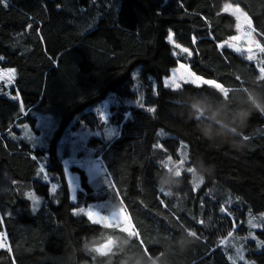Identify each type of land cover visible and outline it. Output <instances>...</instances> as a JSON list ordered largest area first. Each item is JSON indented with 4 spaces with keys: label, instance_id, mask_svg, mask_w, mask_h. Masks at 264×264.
I'll return each mask as SVG.
<instances>
[{
    "label": "trees",
    "instance_id": "16d2710c",
    "mask_svg": "<svg viewBox=\"0 0 264 264\" xmlns=\"http://www.w3.org/2000/svg\"><path fill=\"white\" fill-rule=\"evenodd\" d=\"M226 2L245 9L264 47V0L0 4V69H15L11 87L0 86V232L11 249H0V264H149L158 255L160 264H233L231 249L221 244L230 235L245 238L239 264H264V246L235 236L254 233L264 241V222L253 230L249 225V217L264 215V114L248 103L252 94L264 100V74L244 55L220 47L236 33V18L222 11ZM169 32L190 56L174 54ZM179 61L227 92L193 83L166 87L163 79ZM111 93L121 100L110 118L119 132L88 140L109 183L96 188L73 166L81 182L74 202L64 173L68 151L58 150L59 138L68 128L97 125L94 107ZM138 97L143 107L125 103ZM197 102L231 124L245 147L205 138L197 125L207 118L192 110ZM242 110L250 112L243 122L237 119ZM38 115L60 127L49 147L33 146L23 134L27 124L39 131ZM182 153L186 171L175 175L166 162ZM44 157L49 181L39 172ZM198 169L207 178L194 189ZM169 174L178 181L167 186L171 194L160 187ZM29 192L40 199L36 211ZM100 202H118L140 236L73 215L80 205ZM107 243V254L94 251Z\"/></svg>",
    "mask_w": 264,
    "mask_h": 264
},
{
    "label": "rangeland",
    "instance_id": "374dc122",
    "mask_svg": "<svg viewBox=\"0 0 264 264\" xmlns=\"http://www.w3.org/2000/svg\"><path fill=\"white\" fill-rule=\"evenodd\" d=\"M223 10L227 13L232 14L236 18V33L233 36H237V35L241 36V39L237 41H233L231 39L233 37L232 36L228 40L224 41L223 44L227 47H229L228 45H231L229 48H231L232 50H234L235 48L243 49L244 51H240V52L235 51V52L244 55V57L248 60H250V58H247V56L249 55L252 56V60L250 61L254 62L257 68H259V64L264 63V53L260 52V48L263 47V44L259 39V36L252 23L250 16L241 5L232 2H226L223 6ZM237 28H240V30L237 31ZM171 33L173 34V32ZM173 38L175 44H178L175 40L174 34H173ZM171 44L174 46L173 43ZM249 48L252 49L251 52L247 51V49ZM179 53H183V52H181L179 48H176L174 46V54H179ZM181 64H184L186 66V69L181 70L179 73L176 74V79L179 84L174 86L172 84L173 70L179 68ZM10 70L12 69H0V72H2L4 76V80L0 81V84L6 86L7 88L11 87V85L13 84V81L10 84L5 82L7 80V76ZM260 72L264 74V69H261ZM192 73H194L196 76L201 77L202 79H210V78H205L194 72V70L191 68V66L188 63L179 61V63L174 68H172L171 73L164 77L163 79L164 85H165V81H168V86L165 85L166 87L178 89L182 87L184 83H191L190 81L193 79V76L191 75ZM210 80H214V79H210ZM220 85L222 84L220 83ZM135 87L136 88L138 87L137 83ZM222 87L225 89V92L223 93H226L227 92L226 88L223 85ZM139 100H140L139 97L135 99H127L125 100V103L130 105H139L140 104ZM120 103L121 100L116 94L114 93L109 94L96 107H94V111L96 112L97 115V123H98L97 125L95 126L83 125L78 129L68 128V130L62 135L61 132H59L60 127L57 124L56 126L55 125L52 126L51 121L47 120L48 118H45L44 115H38L37 128L39 129V131H36L30 124H27L22 128L24 135L26 132L28 133V136L25 135L28 141L35 146L38 145V146L49 147L51 143H53V141L56 142L59 136L61 135L58 141L59 142L58 150L63 151L66 149L68 151V156L65 158L64 164L67 162L66 166L68 171L66 177L73 178L71 181V187L69 186V191L71 197L73 196V194H75L76 199L73 200L71 198L74 202H77V194L79 189L81 188V182H80V175L77 171H74L72 169L73 166L83 168L88 175L89 181L96 188H98L101 184H103L106 178L107 180H109L108 179L109 172L105 167L102 159L94 155V151L96 150V147L93 146L89 147L88 140L91 136L94 135L110 138L118 134L119 128L110 122V118L113 113L112 106L118 105ZM110 130L114 133L111 136L109 135ZM49 154L50 152L48 151L47 155ZM46 162H47V157L41 159V164L44 165L45 173L47 174ZM183 163H184V155L182 153L180 154V159H169L166 162V165L169 168V170L176 175L178 174L179 171L184 169ZM189 171L194 173L192 169H189ZM45 173H42V175L44 176ZM49 180H50V176H49ZM79 207L84 208L85 211L91 208L94 212L99 213L103 219L97 217L95 218L96 220H93L95 222L107 224L110 226H117L129 233L135 232L134 224L131 221L127 211L118 202L112 204L108 202H100L87 206L80 205ZM120 208H123L125 210L128 217V221L126 224H124L123 227L121 226V221L119 219H109L112 213ZM250 221L251 224L256 225V227L253 228L249 223L252 230L260 228L262 227V222H264V215L251 216L249 217V222ZM253 235L254 233L251 234V236ZM235 236L246 237V239L251 238L249 234L247 236L246 234L243 236L237 234ZM244 239L245 238H234L233 235H230L229 237L223 238L221 240L222 245L227 246L231 249V254H232L231 260L233 264H239L240 262L245 261V254L243 249ZM9 246L10 245L8 239L6 248H9ZM241 256L244 257L243 260L240 259Z\"/></svg>",
    "mask_w": 264,
    "mask_h": 264
},
{
    "label": "snow or ice",
    "instance_id": "6c2138e0",
    "mask_svg": "<svg viewBox=\"0 0 264 264\" xmlns=\"http://www.w3.org/2000/svg\"><path fill=\"white\" fill-rule=\"evenodd\" d=\"M0 4H3L4 7H7L8 6L7 5V0H0ZM222 11L225 12L224 10H222ZM225 13H227V12H225ZM29 27H31V25H29ZM239 30H240V28H237V31H239ZM231 39L233 41H237V40H240L241 39V36H239V35L233 36ZM167 40L170 43H173L176 48H179L181 50V52L187 53L189 56L191 55V52H190L189 48H187V47H181V45L175 44L174 38H173V34L171 32H169V34L167 36ZM224 46H225L224 44L220 45V47H224ZM228 46L230 47L231 45H228ZM234 51L240 52V51H244V50L243 49H240V48H235ZM247 51L248 52H251L252 49L249 48V49H247ZM260 52L264 53V47L260 48ZM247 58H250V60H252V56H250V55L247 56ZM0 59H3V58L0 57ZM185 69H186V66L184 64H181L179 66V68L173 70L172 84L174 86H176L177 84H179L177 82V79H176V74L179 73L181 70H185ZM261 69H264V63H260L259 64L258 73H259V71ZM191 75L193 76V79L190 81L191 83L197 84V86H199V84L209 85L211 87L217 88V90H219L221 92H225V89L222 87V85H220V83H217L216 81L210 80V79H202L201 77L196 76L194 73H192ZM14 78H15V69H12V70H10V72H9V74L7 76V80L5 82L10 84L14 80ZM3 80H4L3 73L0 72V81H3ZM165 85L168 86V81H165ZM0 86H2V84H0ZM12 98L14 100L15 99H19V97H15V96L12 97ZM140 107H143V104L142 103L140 104ZM19 109L23 113L25 111L24 105L23 104H20L19 105ZM147 111L151 113V112H154L155 109L152 108V107H149V108H147ZM102 119H103V117H102ZM113 134L114 133L110 130L109 131V135L111 136ZM25 135L28 136V133L26 132ZM245 139H249V138L248 137H245ZM33 146H35V145H33ZM66 164H67V162L65 163V168H64L65 175L67 174V171H68ZM184 171H186V169L179 171L178 174H182ZM39 172L40 173H45V167H44L43 164L40 165ZM72 179L73 178H71V177H68L67 178V182H68V184H69L70 187H71V181H72ZM43 180L44 181H48L49 180V176L46 173L43 176ZM105 183L106 184L109 183V181L107 180V178L105 180ZM202 183H203V180L202 179H199L198 180L195 177L193 178V187H194V189H198ZM56 189H57V184L53 183L51 185V191H52V193H55ZM27 198L31 201L32 211L38 210L39 205H40V199L34 193H32V192H29L27 194ZM71 198L73 200H75L76 199L75 194H73V196ZM221 211H224V209H221ZM79 214L85 215L86 217L89 218L90 221L96 220L95 218H97V217H99L100 219H103L100 216L99 213L94 212L91 208H89L87 211H85L84 208H80V207L75 208V210L73 211V215H79ZM109 219H119L121 221V226L122 227L128 221L127 214H126V212H125V210L123 208H120V209L114 211L112 213V215L109 217ZM249 223L251 224V221ZM251 226L253 228L256 227L255 224H251ZM134 234L137 237L140 236V233L139 232H134ZM251 239L256 241L258 247L264 246V241L257 240V238L254 235L251 236ZM7 242H8V236H7V234L6 233H3V232H0V249L6 248L7 247ZM110 248H111V245L109 243V244H106V245H102V246H100L98 248H95L94 251H96L100 255H105V254H107L110 251ZM142 249H143V251L145 253H148L146 248H143L142 247ZM8 250L10 251L11 249L8 248ZM240 259L243 260L244 257L241 256Z\"/></svg>",
    "mask_w": 264,
    "mask_h": 264
},
{
    "label": "clouds",
    "instance_id": "9594fccd",
    "mask_svg": "<svg viewBox=\"0 0 264 264\" xmlns=\"http://www.w3.org/2000/svg\"><path fill=\"white\" fill-rule=\"evenodd\" d=\"M249 105L259 111L261 114H264V100H261L258 96L252 94L248 100ZM193 114L195 117H199L201 115L207 118V122L202 121L197 125L198 131L201 132L205 138L209 140H213L217 137L221 138L225 142H228L231 147L240 150L245 147V142L243 136H240V139H234L239 135L238 132L234 131L231 124L225 123L223 120L218 119L219 113L209 114L208 109L200 102L194 103L192 105ZM250 116V112L248 110H242L237 113V119L241 122L245 121ZM219 125V128L214 127V125ZM215 166H211V170L214 171ZM208 175L211 172L207 173ZM173 174H169L167 178L161 181L160 187L162 191L169 192L171 194V188L167 187L168 185L178 183L172 179ZM206 175L204 171L197 170V179H206ZM160 256H156L149 261V264H160ZM123 264H127V261H124Z\"/></svg>",
    "mask_w": 264,
    "mask_h": 264
}]
</instances>
